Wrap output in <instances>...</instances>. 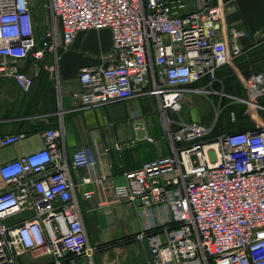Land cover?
Returning a JSON list of instances; mask_svg holds the SVG:
<instances>
[{"label":"built area","instance_id":"built-area-1","mask_svg":"<svg viewBox=\"0 0 264 264\" xmlns=\"http://www.w3.org/2000/svg\"><path fill=\"white\" fill-rule=\"evenodd\" d=\"M45 8L38 38L29 0H0V76L12 78L21 93L33 84L21 67L30 57L38 66L47 55L60 95V51L80 31L107 28L111 50L79 69L75 107L156 97L170 152L112 186L115 199L134 204L143 221L131 238L146 244V264H264V69L241 78L244 96L213 87L219 68L243 54L239 40L250 32L225 23L222 0H47ZM251 34L264 42V28ZM188 92L210 101L216 95L212 122L180 114ZM225 98L244 107L251 126L212 135ZM57 113V125L41 133L42 149L0 164V264H95L100 248L87 239L70 165L87 170L82 183L106 177L92 149L68 154ZM137 117L131 112L128 119L143 129ZM25 136H0V148Z\"/></svg>","mask_w":264,"mask_h":264},{"label":"crops","instance_id":"crops-1","mask_svg":"<svg viewBox=\"0 0 264 264\" xmlns=\"http://www.w3.org/2000/svg\"><path fill=\"white\" fill-rule=\"evenodd\" d=\"M222 1L226 6L225 23L236 29H245L250 34L239 40L244 48L243 54L219 68L218 72H230V76L244 92L241 78L247 76L246 72L264 69V42L255 40L251 34L252 31L264 28V0ZM111 47L109 29L80 31L70 45L60 51V95L57 94L47 69L51 63L49 56L39 66L28 63L23 65L33 75V84L28 93L23 94L19 89L15 92L4 87L5 91L0 89V136L18 132L26 134L21 141L0 148V164L42 149L44 143L41 133L44 129L57 125L59 109L64 119L65 147L68 154L80 147H88L94 151L106 177L103 181L82 183V178L87 173L82 167L70 165V174L87 239L90 244L99 246L132 237L143 225V221L136 214L135 205L117 201L112 186L124 181L125 172L137 169L144 162L170 152L169 142L163 136L157 100L153 95H135L124 101H112L98 107H75L71 94L79 89V69L98 62L102 55L110 52ZM227 75L229 76H225ZM221 85L225 87L220 78L213 87L218 89ZM203 100L208 102L204 96L188 92L182 103L191 105L194 117L201 120L206 117ZM131 112L137 113V122L143 129L133 128V122L128 119ZM191 117L189 114L187 119ZM146 136L153 138V141L146 140ZM131 139H134V144L128 148L121 151L114 149L115 143H128ZM104 148L109 151L105 153ZM109 163L112 164L111 167L108 166ZM87 191H92L89 198L83 195ZM136 241L132 239L99 249L95 264H130V258L131 264H136L134 254L138 247L133 246ZM137 242H141L146 264V244Z\"/></svg>","mask_w":264,"mask_h":264},{"label":"rangeland","instance_id":"rangeland-1","mask_svg":"<svg viewBox=\"0 0 264 264\" xmlns=\"http://www.w3.org/2000/svg\"><path fill=\"white\" fill-rule=\"evenodd\" d=\"M46 1L47 0H29L30 7H31V10L33 13V17H34L36 24H37V26H36L37 27L36 28V37H38V38H39V36H41L43 29H44V26H45V19H46V15H47L46 8H45ZM3 87L6 89H9V91H12V90H13V92H15V90L18 91V87H17L16 83L10 77L0 76V89H2V91H5ZM3 93H5V92H3ZM228 94H230V93H228ZM239 95L244 96V92L240 93ZM1 96H2V94H1ZM215 97H216L215 95H213V97H210L211 102L209 101V99H208V102H206L204 100L202 101V105H204L203 112L204 113L206 112V114H204V113L203 114L206 115V117H205V119H204V117H202L201 120L205 123L212 122V120L215 118L216 112L218 111V108L214 105V104H216V103H214V101L216 99ZM1 102H2V99L0 98V103ZM226 103L229 104L228 100H226L224 104H226ZM228 104H226V105L228 106ZM227 106L223 107L220 110V116H219V119L217 122H222V120L225 119L222 112L224 111V109H226ZM207 107H208V109H207ZM243 110H242V113H243ZM180 114L185 118H187L188 115L190 114L192 116L191 117L192 119H195V120H198L201 122L200 119H196L194 117V111L192 110L191 105H185L182 103V108H181ZM259 115H261V113ZM244 116H246L244 121H250L251 120L249 114H244ZM261 116L264 117L263 114ZM133 246L138 247L136 254H134V257H135L134 260H135L136 264H145V258H144V253H143V249H142L143 247L141 245V242L136 241V243H133ZM96 255H94V256H96ZM129 261L131 264V258Z\"/></svg>","mask_w":264,"mask_h":264},{"label":"trees","instance_id":"trees-1","mask_svg":"<svg viewBox=\"0 0 264 264\" xmlns=\"http://www.w3.org/2000/svg\"><path fill=\"white\" fill-rule=\"evenodd\" d=\"M47 57L48 56L46 55L43 60L38 62V64L41 65L42 62ZM32 62H33V60L30 57L29 59H27V61L24 64L28 63L29 65H33ZM21 70L28 72V70H26L23 66L21 67ZM260 70H262V69H255V70L253 69L250 72H246V71L245 72L248 76L251 72H257ZM245 72H244V74H245ZM226 74H229V76L228 75L225 76ZM230 74H231L230 72H227L224 74L217 72L218 77H220L222 79V81L224 82V86H225L224 90H226V92H230L232 94H236V95L238 94L239 95L243 91L241 90L240 86L235 82L233 77L230 76ZM225 101H226V99H224V103H225ZM260 102L262 104H264V97H262L260 99ZM243 108L244 107L242 105L241 106L240 105H228L226 107V109H224V111L222 112L225 119L222 120V122L216 123L215 127L213 128L212 135H217V134L222 133V132H233V131L244 130L246 128H249L251 126V122L250 121H244L246 116L242 115ZM231 111H234L236 113V118L234 121H231V119H230V112ZM129 240H132V238L131 237L121 238V239L110 241L108 243L102 244L100 246L98 245V246L101 249V248L109 247L112 245L122 244L124 242L129 241Z\"/></svg>","mask_w":264,"mask_h":264}]
</instances>
